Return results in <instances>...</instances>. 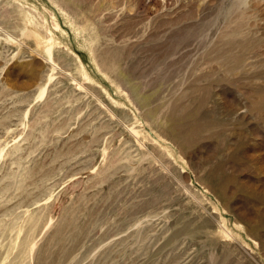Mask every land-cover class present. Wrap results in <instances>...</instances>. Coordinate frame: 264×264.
<instances>
[{"label":"rangeland","instance_id":"obj_1","mask_svg":"<svg viewBox=\"0 0 264 264\" xmlns=\"http://www.w3.org/2000/svg\"><path fill=\"white\" fill-rule=\"evenodd\" d=\"M237 1L0 0V264H264V17ZM228 26L263 80L228 79L253 116L224 123L183 103L213 98L205 51H232ZM209 138L215 181L186 157Z\"/></svg>","mask_w":264,"mask_h":264},{"label":"bare ground","instance_id":"obj_2","mask_svg":"<svg viewBox=\"0 0 264 264\" xmlns=\"http://www.w3.org/2000/svg\"><path fill=\"white\" fill-rule=\"evenodd\" d=\"M166 1V0H165ZM262 2V1H261ZM247 5H249L251 8H253L255 11H257L258 12V14H260L261 16H263L264 17V8H262V6L261 5H259V3H258V1L257 0H252L251 2H248V0H239V1H237L232 7H231V12L233 11V10H237V9H240L241 7L243 8V7H246ZM263 6H264V4H262ZM114 9V8H113ZM236 12V11H235ZM239 17V15L237 16V18ZM238 20V19H237ZM236 20V21H237ZM227 28H229L228 29V31L226 32V33H224L223 35H222V37H226V39L229 41V43L230 44H232V51H222V52H219V51H205V54H207V55H209L211 58H212V55H213V60L214 61H217V66H213L212 65V67L210 66H206L207 67V71H209V75L211 76L209 79H207L206 78V81L204 82L205 84H203V85H205V86H207L208 87V85H209V87H210V89L211 90H213L212 91V93H214V95H213V98H211V96H210V98L211 99H209L208 98V100L207 99H203V98H201L202 100L200 101V102H195V103H193V102H190V100H188L187 98H189V91L184 95V99H185V97L186 96H188L186 99V101L185 100H183V101H185L183 104H184V106H185V109H186V107H187V109L188 108H190L189 109V111L187 110V112L190 114V113H192L191 111L192 110H195V107H197L198 106V108H200L199 109V114L197 113V116L199 117V116H203V117H206L207 119H211V121L213 120V119H215V118H220V121H221V118H225L226 119V121H235V120H243V121H245L247 118H248V114H249V112H251V111H249L248 112V106L247 105H245L244 104V107H242L241 109L242 110H240V109H238L237 107L239 106L238 104H239V100L237 101V100H235L236 102L234 103V102H232V100L230 101L229 100V91H230V89H228V87H230L229 85H228V79L229 78H231L230 80H231V82H234V83H241V80H243L242 78H244V80L245 79H248V80H250V79H252V81L254 80V81H259L260 79H262L263 80V76H261V74H262V72H261V70L259 69L260 67H257V63L255 62V63H251V62H249L248 60L249 59H247L248 58V56L246 57H244V56H242V58L240 57V58H238L242 53H244V51L245 50H241L242 48H245V47H247L246 45H247V42L248 41H251V39L250 38H252V37H249V36H251L248 32H250V31H245V30H242V29H240L239 27L237 28V29H232V28H230V26H228ZM252 42V41H251ZM250 43V42H249ZM250 46H251V44H249ZM217 47V46H216ZM249 47V46H248ZM248 47H247V49H248ZM215 48V47H214ZM246 49V50H247ZM208 52V53H207ZM218 52V53H217ZM245 52H247V51H245ZM250 52V51H249ZM245 54H248V53H244V55ZM244 57V58H243ZM209 60H212V59H209ZM207 61H205L204 60V58H202V62H201V64H205ZM233 62H235L236 64H234L233 65ZM262 62V61H261ZM209 63V62H208ZM207 65V64H206ZM233 66V67H232ZM264 72V71H263ZM191 76V75H190ZM196 76V75H195ZM201 76H204V75H201ZM192 77V76H191ZM190 77V78H191ZM197 77H199V76H197ZM209 77V76H208ZM189 78V79H190ZM194 78V77H193ZM200 78H202V77H200ZM250 78V79H249ZM189 79H188V81H189ZM199 80H201V79H199ZM229 80V81H230ZM243 80V81H244ZM187 81V82H188ZM190 81H192V79L190 80ZM242 81V83H245L246 84V82H243ZM261 81V80H260ZM196 83V82H195ZM194 83V84H195ZM187 84H189V82L187 83ZM187 84H186V86H187ZM196 85V84H195ZM197 85H200V84H197ZM203 85H201V86H203ZM190 86H192V85H190ZM194 86V85H193ZM200 86V87H201ZM189 87V86H188ZM187 87V88H188ZM257 87V86H256ZM261 87H262V89H263V87H264V83L263 84H261ZM256 89V88H255ZM184 91V90H183ZM210 91V90H209ZM199 92V91H198ZM197 92V93H198ZM192 93V92H191ZM205 93V92H204ZM211 93V94H212ZM180 94V93H179ZM178 94V95H179ZM195 95V94H194ZM205 95H206V93H205ZM201 96H202V94H201ZM178 97V96H177ZM177 97H176V99H177ZM203 97V96H202ZM205 97V96H204ZM209 97V96H208ZM234 97V96H233ZM236 97V96H235ZM166 98V97H165ZM171 99V98H170ZM239 99V98H238ZM258 99V98H257ZM156 100V99H155ZM154 99H153V103H154V101H155ZM160 100H162V99H160ZM159 100V101H160ZM165 100H167V99H165ZM173 100H175V99H173ZM151 101V100H150ZM164 101V100H163ZM163 101L162 102H158L159 103V105L161 104V103H163ZM169 101V100H168ZM165 102V101H164ZM190 102V103H189ZM204 102V103H203ZM151 103V102H150ZM150 103H149V105H150ZM152 103V104H153ZM167 103V102H166ZM170 103H172V101L170 102ZM175 103V102H174ZM177 103V102H176ZM203 103V104H202ZM241 103V102H240ZM244 103V102H243ZM155 104V103H154ZM157 104V103H156ZM156 104L154 105V107L156 106ZM182 104V105H183ZM159 105H157V106H159ZM249 105V104H248ZM169 106H170V104H165L164 105V108H166V110L165 111H168V109H169ZM181 106V104H179V107ZM251 106V105H250ZM254 106V105H253ZM161 107H162V104H161ZM159 108H160V106H159ZM158 108V110H160ZM175 108H176V104H173L172 106H171V113H173V112H175ZM197 109V108H196ZM154 110H156V107L154 108ZM249 110H250V108H249ZM147 111H149L148 109H147ZM157 111V110H156ZM161 111V110H160ZM176 111H178V110H176ZM186 112V113H187ZM195 112H196V110H195ZM262 112V111H261ZM149 113H150V111H149ZM164 113V112H163ZM165 113H167V112H165ZM165 113H164V115L163 116H165ZM169 113V112H168ZM185 113V112H184ZM183 113V114H184ZM174 114V113H173ZM177 114V113H176ZM253 114V113H252ZM251 113L249 114V115H252ZM154 114L152 113V116H153ZM160 115V114H159ZM170 115V114H169ZM172 116V115H171ZM175 116V115H174ZM188 116V115H187ZM253 116V115H252ZM252 116L250 117V118H252ZM157 117V116H156ZM176 117H178V116H176ZM185 117V116H184ZM184 117H183V122H182V124H183V126H186V125H188V123H189V121H194V119H196V118H194L193 120H189V121H185L184 120ZM189 117H191V119H192V117H194V114H193V116L191 115H189ZM159 118V117H158ZM171 118V117H170ZM175 118V117H174ZM222 119V120H223ZM225 119L223 120L224 121V123H225ZM158 120V119H157ZM218 120V119H217ZM179 121V120H178ZM205 121H207V120H205ZM204 120H203V122H205ZM210 121V120H209ZM216 121V120H215ZM215 121L212 123V124H218L219 125V123L218 122H216L215 123ZM181 122H180V124H181ZM188 122V123H187ZM201 122V121H200ZM171 123H172V121H171ZM171 123H170V125H171ZM202 123V122H201ZM209 123V122H208ZM207 123V125H209ZM221 123V122H220ZM235 123V122H234ZM173 124V123H172ZM175 125H176V123H174ZM179 124V123H178ZM196 124V123H195ZM195 124H193V126L195 125ZM211 124V125H212ZM217 124H216V126H217ZM174 125V126H175ZM189 125H192V123H190ZM198 124H196V126H197ZM201 125V124H200ZM226 125V124H225ZM166 126V125H165ZM189 127V129L187 130V133L186 134H183L185 137H183V138H185V139H187V141L188 140H192L191 138L193 137V139H195V138H198V136H197V134H196V136H195V133H193V130H191L190 129V126H188ZM175 128V127H174ZM192 128V127H191ZM206 128H207V126H206ZM227 128V127H226ZM232 128V130L234 129L233 127H231ZM173 129V128H172ZM200 129H203V127L202 128H200ZM205 129V128H204ZM210 129H212V128H210ZM176 130H178V128L176 129ZM246 130V129H245ZM197 132H198V130H196ZM196 132V133H197ZM200 133H202L201 131H199ZM212 132V131H211ZM214 132V131H213ZM232 132H234V130L232 131ZM247 132H248V128H247ZM178 133V132H177ZM208 134V133H207ZM213 134V133H212ZM211 134V135H212ZM179 135V134H178ZM201 135V134H200ZM210 135V134H209ZM208 135V137H210ZM233 135H235V132L233 133ZM233 135L232 134H230L229 135V138L231 137H233ZM180 136V135H179ZM219 135H217V137H218ZM200 138H201V136H199ZM204 137H205V135H204ZM213 137H215V135L213 136ZM235 138H236V136H234ZM251 137V136H250ZM177 138V137H176ZM181 138H182V136H181ZM206 138V137H205ZM228 138V137H227ZM241 138V137H240ZM254 138V137H253ZM210 140H208L207 141V139H205V141H203V142H201V139H199L198 141H192V143H189V145H195V143H193V142H198L197 143V148H191L190 147V149L188 150V148H186L187 150H186V153H187V155H186V157H187V159H188V163L190 164V166H191V168L189 167V169L191 170L192 169V171H193V173L195 174V175H197L196 177H203L204 179H206V180H208V181H215V180H217L218 178V174L216 173L217 172V170H215L214 169V167L212 166V165H217L218 164V162L220 163V161H218L219 160V156L216 154V153H209V152H206V151H208V150H206V148H211L213 145H214V147L216 148L217 146H215V144H216V142H214L213 140H211L212 138H209ZM238 139V138H237ZM246 139V138H245ZM258 139V138H257ZM179 140H181V139H179ZM202 140H203V138H202ZM228 140V139H227ZM240 140V139H239ZM243 140V139H242ZM261 140L264 142V137H262L261 138ZM164 141H166V140H164ZM244 141V140H243ZM242 141V142H243ZM251 141H252V139H251ZM152 142H154V140H152ZM182 143H183V141H181ZM190 142V141H189ZM230 142V141H229ZM233 142V141H232ZM245 142H246V140H245ZM254 142H255V140H254ZM157 143V142H156ZM186 143V142H185ZM215 143V144H214ZM166 144V143H165ZM181 144V143H180ZM186 145V144H185ZM188 145V146H189ZM259 145H260V143H259ZM259 145H257V146H259ZM229 146H231L230 145V143H229ZM228 146V147H229ZM193 147V146H192ZM204 148H205V150H204ZM210 150V149H209ZM228 150V149H227ZM229 151V150H228ZM233 151V150H232ZM215 152V151H214ZM224 152H226V151H224ZM224 152H222V154L224 153ZM220 153V152H219ZM227 153V152H226ZM226 153L224 154V155H226ZM229 153V152H228ZM241 153V152H240ZM220 155H221V153H220ZM228 155V154H227ZM230 155V154H229ZM263 155V154H262ZM183 156V155H182ZM181 156V157H182ZM233 156V155H232ZM227 158H228V156H226ZM226 157H223V159L224 158H226ZM230 157V156H229ZM261 157V158H260ZM260 157H259V155H258V157H253L252 159H253V161H256L257 162V160L258 161H260L262 164L264 163V158L261 156V154H260ZM226 158V159H227ZM229 159V158H228ZM242 160V159H241ZM221 161H222V158H221ZM230 161H232V160H230ZM245 161V160H244ZM234 163V162H233ZM248 163V162H247ZM253 163V162H252ZM206 165V167L207 166H212L213 168L212 169H210V170H208V171H205V172H203V171H201L200 172V170H201V168H202V166L203 165ZM254 164V163H253ZM259 164V163H258ZM220 165V164H219ZM255 165V164H254ZM264 165V164H263ZM262 165V170H263V166ZM216 167V169H217V167H219V166H215ZM243 167H245V169H246V166H243ZM243 167H242V169H243ZM250 167V166H249ZM252 167V166H251ZM250 167V168H251ZM248 168V167H247ZM219 169V168H218ZM252 169H253V167H252ZM234 170L235 169H233V164L231 163V162H228V161H224L223 163H222V168L219 170L221 173H226V174H228L229 172L232 174L233 172H234ZM255 171V170H254ZM253 170H252V172L253 173H255ZM259 171L260 170H258V173H259ZM235 172H236V170H235ZM237 172H239V173H237V175H236V173H235V175L237 176V177H239V174H243L241 171H237ZM245 173V172H244ZM248 173V172H247ZM246 173V174H247ZM252 173V174H253ZM262 173V172H261ZM260 173V174H261ZM263 173H264V171H263ZM251 174V175H252ZM256 174H257V172H256ZM256 174H254V175H256ZM229 175V174H228ZM235 175H234V177H235ZM258 175V174H257ZM189 176V173L187 174V177ZM194 177V176H193ZM253 177V176H252ZM261 177V176H260ZM259 176H258V178H260ZM226 178V177H225ZM225 178H223V179H225ZM231 178H232V176H231ZM230 178V179H231ZM258 178H256V179H258ZM229 179V178H228ZM234 180H235V178H234ZM237 180H238V178H237ZM240 180V179H239ZM259 181V183H261L260 182V180H258ZM257 181V182H258ZM228 182H230L231 183V181L229 180ZM223 183V182H222ZM258 184V183H257ZM256 184V185H257ZM262 184V183H261ZM226 185V184H225ZM246 185V184H245ZM259 185V184H258ZM258 185H257V187H258ZM208 186V185H207ZM263 186V185H262ZM221 187V186H220ZM223 187V186H222ZM247 187V186H246ZM222 190V189H221ZM251 191V190H250ZM263 191V190H262ZM255 193V192H254ZM264 193V192H263ZM223 194L225 195V196H231V191H230V187H229V185L228 186H225L224 187V189H223ZM3 198V196H2V193H0V203L2 202L1 201V199ZM231 198H232V196H231ZM8 208H6L5 209V212L4 213H6V215H10V216H12L13 218H12V222L14 223V224H17V231H16V238H18V239H20V238H23V232H22V228H21V222H22V217H21V215H18V214H14L15 213V211H13V210H9ZM231 210H232V212L234 213V215H236L240 220L242 219V220H245V221H248L249 220V217H247L246 216V214L242 211V210H240V208L239 207H236L233 203L231 204ZM8 211V212H7ZM254 217V216H253ZM251 218V217H250ZM251 219H253V218H251ZM250 219V220H251ZM256 221V220H255ZM1 222H2V220H1V218H0V224H1ZM250 222V221H249ZM254 222V221H253ZM239 223V222H238ZM257 223V222H256ZM250 224V223H249ZM1 227V226H0ZM262 238V237H261ZM264 238V237H263ZM263 243H264V241H263ZM12 260H14L13 258H12ZM11 262V261H10ZM10 264V263H9Z\"/></svg>","mask_w":264,"mask_h":264}]
</instances>
